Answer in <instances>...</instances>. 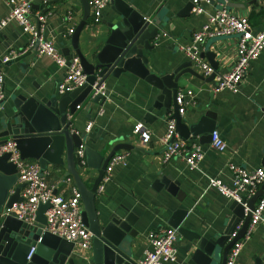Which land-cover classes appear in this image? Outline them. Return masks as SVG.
<instances>
[{
    "label": "crops",
    "instance_id": "0c3cea01",
    "mask_svg": "<svg viewBox=\"0 0 264 264\" xmlns=\"http://www.w3.org/2000/svg\"><path fill=\"white\" fill-rule=\"evenodd\" d=\"M186 1L142 0L144 4L142 11H148V15L156 13L157 21L161 25L154 49L148 53L147 67L151 72L168 71L172 66L188 60L178 49V44L189 43L193 33L207 20L208 14L221 4H225L233 13L246 15L254 31L264 29V0H212L214 3L203 4L204 10L201 14H194L192 10L187 13ZM150 2L151 5L148 6ZM34 4L36 7H32L33 12L40 10L48 13L43 36L51 39L58 49H69L68 58L76 55L71 48V34L68 33V29L75 28L83 17L81 1L46 0L45 3ZM8 10L6 3L0 0V19ZM69 11L72 19L63 21V17ZM115 16L109 0L102 9L98 22H94L91 13L89 14L78 39V45L87 59H91V55L104 45L110 31L107 23ZM0 29L4 30L8 42V47L2 49L1 55L9 49L20 52L26 49L27 36L16 22L10 21ZM235 39V35H230L208 38L203 42L202 51L216 52L217 73L231 69L235 59ZM26 52H30L29 55L17 62L28 64L25 73L20 70L14 73L4 65L0 66V70L5 73V83L11 84L12 77L18 75L35 93L48 94L57 89V84L64 77V68L57 66L45 55H37L33 48L24 53ZM193 68L202 75L199 69ZM103 85L108 92L106 100L102 105L92 102L88 109L80 106L75 113L72 129L78 132L85 131L86 123L92 121L89 132L94 133L95 144H89L102 154L107 153L110 146L103 150L100 145L109 140L123 139L131 141L138 147L128 151L125 165L115 166L110 180L104 185L103 192L97 193L95 199L99 213L107 215L120 203L128 205L134 212L136 218L133 227L137 231L132 242L134 260L138 263L147 248L146 233L149 230L170 227L168 220L178 208L186 210L181 226L190 233L224 231L232 221V201L209 186V179L219 177L224 183L229 184L230 172L227 168L229 162L243 165L248 169L264 168V50L257 59L249 63L240 91L236 93L227 89L214 92L210 82L189 73L179 77L178 90L190 89L193 92L192 98L187 97L189 103L185 106L184 113L179 114L181 118L193 122L205 111H212L214 116L219 118L215 129L227 145L224 151L219 152L211 147L210 142L200 144L203 158L194 169H189L181 156L174 157L168 162L162 160L164 144L161 138L170 114H164L150 122L143 120L146 107L156 93L155 87L134 75H125L119 79L109 78ZM7 104L3 103L0 114L8 108ZM150 113L156 115L154 110H150ZM137 122H142L149 129V140L142 141L139 135L133 132ZM194 141L197 142V140L185 142L190 146ZM84 142L87 143V139ZM27 160L36 161L30 158ZM44 171L47 181L53 184L55 193L64 197L70 196L71 187L76 185L70 176L62 179L65 165L56 167L48 164ZM161 175L170 176L179 183L178 195L171 194L164 187L152 188L153 181ZM95 176L96 172L93 169L89 170L90 178L86 181L88 185ZM195 247L194 241L178 234L175 243L176 259L174 262L164 264H198V261L195 262L192 258ZM90 253V249L74 245V263L82 264L81 258L88 257ZM259 256L264 258V221L256 225L234 264H255V257Z\"/></svg>",
    "mask_w": 264,
    "mask_h": 264
},
{
    "label": "water",
    "instance_id": "95a60500",
    "mask_svg": "<svg viewBox=\"0 0 264 264\" xmlns=\"http://www.w3.org/2000/svg\"><path fill=\"white\" fill-rule=\"evenodd\" d=\"M83 5V17L70 35L71 48L81 62L84 73L87 74L84 85L70 91L60 93L57 89L51 93H35L18 75H14L11 84L4 82L5 97L1 101L8 103L3 113L0 114V144L6 138H13L23 159H34L40 169L44 171L48 164L53 166L65 165L62 176L72 177L77 189L81 193L83 205L82 220L92 233L88 257L81 258L82 264H137L133 254V239L137 235L134 229V212L126 204H118L109 214L99 213L95 199L96 188L101 180L107 163L111 156L120 150H135L138 147L131 141L123 139L109 140L101 143L100 147L109 148L102 154L91 145L95 144L92 132H75L72 129L74 116L78 108L76 105L88 109L90 104L102 105L106 100L105 94L95 93L96 88L109 78L119 79L125 75L141 77L153 87L156 93L153 100L146 107L143 120L150 122L164 114H170L169 119H174L175 132L170 141L197 140L199 144L210 142V133L216 127L212 111H205L198 120L187 122L178 113L175 96L178 90V79L182 74L189 73L194 77L205 79L206 82L215 84L214 76L218 67L215 60L216 52L203 50L200 56L206 58L213 67L214 72L204 77L192 66L190 60H185L172 66L168 71L151 72L148 65V53L154 49L155 42L160 35L161 25L158 15L142 11V0H109L111 10L115 17L107 23L110 31L104 45L87 59L79 45V34L84 28L90 14L88 0H80ZM211 3H214L210 0ZM151 5V2L147 4ZM193 4L186 1L185 9L188 13ZM33 7H36L33 4ZM0 56L3 48L8 47L4 30L0 29ZM63 55H69V49H58ZM30 52L20 54L5 63H0L10 68L14 73L19 70L25 73L27 63L18 61L29 55ZM81 104V105H80ZM154 110L155 114H151ZM82 139H87L84 144L82 159L75 155V149ZM116 141V142H115ZM86 142V141H85ZM89 143H92L91 145ZM9 154L0 155V211L3 206L11 207L12 203L21 199L20 190L23 183L18 182V172L15 165L8 160ZM264 162V161H263ZM93 169L96 176L91 184H87L89 170ZM87 176V177H86ZM176 180L170 176H159L153 183V189L165 188L173 195H178ZM264 193V180L256 192L246 200L248 210L244 213L242 203L231 202L233 210L232 221L221 233L194 232L190 233L181 226L186 210L178 208L168 220L176 228L178 234L194 241L195 249L192 258L198 264H225L227 252L234 241L240 238L249 221L250 210ZM243 198L241 202H244ZM49 203L39 204L36 210L34 223H27L15 218L13 215L0 216V264H75L73 257L74 243L60 238L42 229L45 224L44 211ZM242 220L237 236L228 239L234 225ZM196 242V243H195ZM33 248L29 259L27 255ZM263 257H255V264H262Z\"/></svg>",
    "mask_w": 264,
    "mask_h": 264
},
{
    "label": "built area",
    "instance_id": "2783aa9c",
    "mask_svg": "<svg viewBox=\"0 0 264 264\" xmlns=\"http://www.w3.org/2000/svg\"><path fill=\"white\" fill-rule=\"evenodd\" d=\"M8 6V13L0 19V27L8 22L14 21L20 27L21 31L27 36V46L22 52L9 49L0 56V63H5L10 59L33 48L37 55L49 57L57 66L64 68L63 79L57 84V90L60 93L70 92L85 84L87 74L84 73L78 56L67 57L59 52L57 46L51 39L43 36L42 32L46 27L48 13L37 10L33 12L34 3H45L46 0H3ZM212 1V0H211ZM108 0H88L90 13L94 22H98L101 11ZM210 0H191L193 4L191 10L194 14L203 12V4ZM72 19L71 12H67L63 21ZM74 27L68 29L71 34ZM235 35V59L229 71L224 73H215L212 90L214 92L227 89L233 93L240 91V85L246 75L249 63L264 50V29L254 31L248 17L239 15L227 9L225 4H221L212 13L208 14L205 23L196 30L189 43L178 44V49L182 51L192 66L207 76L214 72L213 67L200 56L203 42L208 38ZM5 82V73L0 70V108L3 107L1 101L5 97L2 89ZM96 82L92 85L95 93L105 94V87L101 84L96 88ZM193 92L190 89L177 90L175 102L178 105V113L182 115L185 106L189 103L187 97L192 98ZM79 108V105H76ZM101 112V111H100ZM99 112V113H100ZM92 121L86 123L84 130L89 132ZM76 133L78 131H75ZM133 132L138 134L142 141L150 138V131L142 122H137L133 127ZM176 136L174 119L166 121V129L161 138L164 144L162 153L163 162H168L174 157L181 156L189 169H194L203 158V151L198 142H192L190 146L184 140L170 139ZM84 139L75 149V155L82 159L84 151ZM210 145L219 152L226 149V142L221 138L218 131L214 129L210 133ZM8 153V160L11 161L18 172V182L23 183L20 190L21 199L12 203L11 207L3 206L0 216L13 215L15 218L29 224L35 222L36 210L39 204L49 203L44 211L45 224L42 229L50 232L60 238L74 243L83 249H90L92 233L82 220L83 205L81 202V193L77 187H71V194L64 197L54 191L53 184L46 179V172L40 169L37 161L23 159L13 138H6L0 144V155ZM128 150L117 151L109 159L105 172L96 188V193L103 192L104 185L111 178V173L115 166L125 165ZM227 168L230 172V183H224L219 177H211L209 186L215 188L220 194L231 201L242 203L244 213L248 210L246 200L250 198L258 189L264 180V168L257 167L248 169L243 165L229 162ZM244 202H241L242 199ZM264 221V197L258 199L252 210L247 227L243 235L236 239L229 248L225 264H234L236 258L244 243L250 238L254 228L260 222ZM242 220L234 225L228 239L237 236L241 228ZM178 233L174 227H164L149 230L146 233L147 248L143 252L142 258L137 264H164L174 262L176 259L175 243ZM33 248L29 251L27 259L30 258Z\"/></svg>",
    "mask_w": 264,
    "mask_h": 264
}]
</instances>
